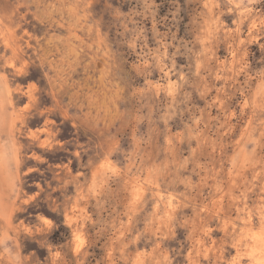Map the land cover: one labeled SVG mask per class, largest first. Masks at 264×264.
Listing matches in <instances>:
<instances>
[{"label": "rangeland", "instance_id": "obj_1", "mask_svg": "<svg viewBox=\"0 0 264 264\" xmlns=\"http://www.w3.org/2000/svg\"><path fill=\"white\" fill-rule=\"evenodd\" d=\"M0 264H264V0H0Z\"/></svg>", "mask_w": 264, "mask_h": 264}, {"label": "bare ground", "instance_id": "obj_2", "mask_svg": "<svg viewBox=\"0 0 264 264\" xmlns=\"http://www.w3.org/2000/svg\"><path fill=\"white\" fill-rule=\"evenodd\" d=\"M243 207V206H242Z\"/></svg>", "mask_w": 264, "mask_h": 264}]
</instances>
